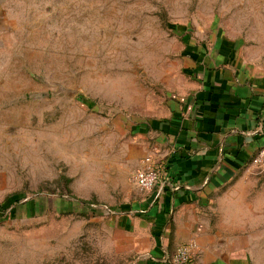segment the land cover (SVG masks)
I'll use <instances>...</instances> for the list:
<instances>
[{"label":"rangeland","instance_id":"rangeland-1","mask_svg":"<svg viewBox=\"0 0 264 264\" xmlns=\"http://www.w3.org/2000/svg\"><path fill=\"white\" fill-rule=\"evenodd\" d=\"M216 29L264 65V0H0V264L131 259L93 205Z\"/></svg>","mask_w":264,"mask_h":264},{"label":"crops","instance_id":"crops-1","mask_svg":"<svg viewBox=\"0 0 264 264\" xmlns=\"http://www.w3.org/2000/svg\"><path fill=\"white\" fill-rule=\"evenodd\" d=\"M186 45L167 110L125 128L122 167L93 208L126 237L123 264H172L190 241L196 264H264V171L252 164L264 147V65L219 29ZM153 150L166 163L161 186L142 192L132 179Z\"/></svg>","mask_w":264,"mask_h":264},{"label":"built area","instance_id":"built-area-1","mask_svg":"<svg viewBox=\"0 0 264 264\" xmlns=\"http://www.w3.org/2000/svg\"><path fill=\"white\" fill-rule=\"evenodd\" d=\"M158 150H153L141 161L133 176V184L142 192H151L160 184V177L165 169V161ZM252 164L264 171V147L252 158ZM165 185V184H164ZM198 245L190 241L178 247L172 264H196Z\"/></svg>","mask_w":264,"mask_h":264}]
</instances>
